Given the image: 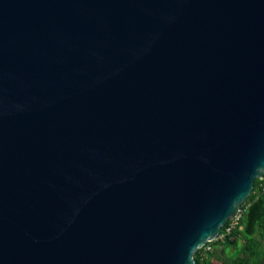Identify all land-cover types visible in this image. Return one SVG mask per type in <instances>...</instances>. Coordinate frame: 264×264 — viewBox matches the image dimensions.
Here are the masks:
<instances>
[{
  "label": "water",
  "instance_id": "95a60500",
  "mask_svg": "<svg viewBox=\"0 0 264 264\" xmlns=\"http://www.w3.org/2000/svg\"><path fill=\"white\" fill-rule=\"evenodd\" d=\"M264 179V0H0V264H195Z\"/></svg>",
  "mask_w": 264,
  "mask_h": 264
},
{
  "label": "trees",
  "instance_id": "16d2710c",
  "mask_svg": "<svg viewBox=\"0 0 264 264\" xmlns=\"http://www.w3.org/2000/svg\"><path fill=\"white\" fill-rule=\"evenodd\" d=\"M195 264H264V179L255 180L238 217L196 251Z\"/></svg>",
  "mask_w": 264,
  "mask_h": 264
},
{
  "label": "built area",
  "instance_id": "2783aa9c",
  "mask_svg": "<svg viewBox=\"0 0 264 264\" xmlns=\"http://www.w3.org/2000/svg\"><path fill=\"white\" fill-rule=\"evenodd\" d=\"M232 226H234V223L232 224ZM230 229H231V227L227 228L228 231H230ZM220 237H223V236H220Z\"/></svg>",
  "mask_w": 264,
  "mask_h": 264
},
{
  "label": "clouds",
  "instance_id": "9594fccd",
  "mask_svg": "<svg viewBox=\"0 0 264 264\" xmlns=\"http://www.w3.org/2000/svg\"><path fill=\"white\" fill-rule=\"evenodd\" d=\"M237 217H238V216H237ZM237 217H236V218H237ZM236 218H235V219H236ZM233 220H234V219H233ZM218 235H219V234H218ZM217 237H218V236H217ZM216 239H217V238H216Z\"/></svg>",
  "mask_w": 264,
  "mask_h": 264
}]
</instances>
